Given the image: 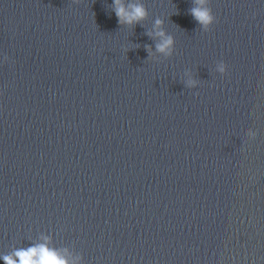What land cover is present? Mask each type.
Listing matches in <instances>:
<instances>
[{"label":"clouds","instance_id":"obj_1","mask_svg":"<svg viewBox=\"0 0 264 264\" xmlns=\"http://www.w3.org/2000/svg\"><path fill=\"white\" fill-rule=\"evenodd\" d=\"M197 4L204 5L205 0H197ZM112 10L117 17L118 23L122 25H134L147 17V9L143 4L129 3L126 5L123 0H113ZM191 14L199 24L205 27L213 23V15L207 7H193ZM155 23L159 27L162 21L157 20ZM149 35H152V33H149ZM155 35L161 38L160 42L156 44V51L170 54L173 44L172 37L166 36L163 31H157ZM220 71H224L223 66H221ZM15 257L19 258L20 264H66L65 259L56 250L50 249L46 243L38 244L28 249L17 250L12 255L4 256L3 259L6 264H17Z\"/></svg>","mask_w":264,"mask_h":264}]
</instances>
